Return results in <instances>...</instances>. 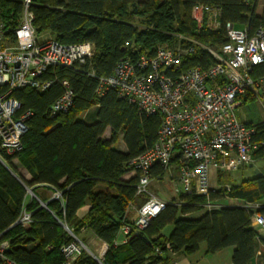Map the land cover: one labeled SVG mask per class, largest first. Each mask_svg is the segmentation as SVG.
<instances>
[{"label": "trees", "instance_id": "1", "mask_svg": "<svg viewBox=\"0 0 264 264\" xmlns=\"http://www.w3.org/2000/svg\"><path fill=\"white\" fill-rule=\"evenodd\" d=\"M196 3L219 8L217 29L196 26L191 17ZM257 3L258 0H31L33 26L38 33L48 31L65 44L90 42L95 51L84 64L47 69L41 78L54 81L43 91L24 87L12 93L21 102L20 110H29L31 115L21 137L22 149L12 155L4 153L10 167L0 164V233L9 240L7 254L11 259L19 264H62L60 247L71 239L60 224L63 222L75 235L88 230L108 244L104 264H167L170 253H192L200 243L206 244L207 253L234 246L232 264H256L258 241L264 245V240L251 225L250 216L254 211L264 215V205L259 209L241 205L260 203L264 176L244 179L239 185L231 183L228 191L212 188L209 200L223 204L217 209H206L207 199L192 192L174 196L142 230L147 241L131 231L125 243L114 245L122 224L131 223L129 203L138 199L136 176L122 177L129 171L127 162L153 144L160 118L138 111L113 88L97 95V81L89 73L108 75L125 56L135 59L140 54H152L157 46H174L177 34L219 47L226 40V23L237 29L245 27L250 34L264 29V1L258 13ZM20 11V0H0V17L9 30ZM125 41L130 42L126 48ZM188 43L181 41L182 45ZM209 58L196 48L184 59L188 64L206 65ZM251 75H264V62L255 65ZM61 80H66L72 89L73 104L67 112L49 117V105L62 92ZM252 99L244 96L242 103ZM90 111L92 122L79 119L80 114ZM250 123L254 124L252 140L264 138V120ZM106 127L111 130L110 136L103 139ZM119 134L126 147L124 152L113 147ZM262 153L264 146L253 157ZM13 158L27 171L29 179L11 173H16ZM153 175L161 179L164 169L154 165ZM24 185L33 190L39 185L51 192L59 190L63 204L52 199L46 209L34 198L25 202ZM84 205L87 210L80 217L77 212ZM23 207L32 212V222L26 227L12 225ZM78 264L97 262L84 254Z\"/></svg>", "mask_w": 264, "mask_h": 264}, {"label": "built area", "instance_id": "2", "mask_svg": "<svg viewBox=\"0 0 264 264\" xmlns=\"http://www.w3.org/2000/svg\"><path fill=\"white\" fill-rule=\"evenodd\" d=\"M20 1L21 11L14 27L9 30L0 17V164L5 167L4 153L12 155L22 149L21 137L28 129L31 115L29 110H20L21 102L12 93L24 87L43 91L54 81L41 78L47 69L76 67L95 51L90 42L65 44L38 33L33 26L31 0ZM219 12L218 7L196 3L191 17L198 28L204 25L217 29ZM205 18L208 21L203 24ZM225 29L226 40L219 47L177 34L176 45L157 46L152 54H140L135 59L125 56L108 75L96 76L90 71L97 81V95L113 88L120 97L135 104L138 111L160 118L153 144L127 162L129 171L136 176L135 196H144V200L137 207L129 203L127 209L136 207L135 215L131 223L122 224L114 245L125 243L129 232L143 230L164 207L166 201L148 191L154 179V165L162 167L164 173L171 166L176 168V196L192 192L207 199L206 209H217L223 204L209 200V192L214 188L211 170L230 172L252 164L253 154L264 146V138L252 140L254 124L239 113L244 96L255 98L264 113V75H251L253 67L264 62V29L250 34L245 27L237 29L231 23H226ZM182 40L189 43L182 45ZM129 45V41L124 42V48ZM196 48L210 57L206 65L185 62L184 58ZM59 83L62 92L49 105V117L67 112L73 104L74 93L68 82ZM24 187L25 196H35L31 188ZM223 188L228 191L230 185ZM52 199L63 204L61 192L56 189L47 201H38L48 209L47 202ZM241 206L263 207L258 203ZM31 214L23 207L12 225L28 226ZM250 223L257 232L263 231L264 215L254 211ZM60 224L71 237L60 247L62 264H78L84 254L93 257L97 264H104L107 243L92 234L88 241H83L63 222ZM165 246L169 249L168 243ZM9 247V240L0 233V264H19L8 256ZM155 252H159L157 248Z\"/></svg>", "mask_w": 264, "mask_h": 264}, {"label": "rangeland", "instance_id": "3", "mask_svg": "<svg viewBox=\"0 0 264 264\" xmlns=\"http://www.w3.org/2000/svg\"><path fill=\"white\" fill-rule=\"evenodd\" d=\"M263 1L264 0H258L257 7H256L257 13L260 12ZM207 21H208L207 18H205V21L203 22V24H206ZM42 35L44 37H48V38L54 37L48 31L43 32ZM245 105H248V106L244 107ZM240 111H241V116L243 118H245V120H246V118H250L251 120H258V119L264 120V113H263L261 107L259 106V104L257 103V101L255 100V98H253L250 102H248V104L242 103V105L240 107ZM90 114H91V111L82 113L79 116L85 120H88L91 116ZM11 164L16 170V173H14V174L17 177L21 176L23 178L24 172L22 171V168H21L22 166L20 165L19 161L16 158H13L11 160ZM252 164H253L252 167H249L247 164L246 166H243L236 171L214 172L213 175L211 176V185L214 188H221L224 185H231V183H233L235 185H239L244 179L252 178L254 176L253 170L255 168L260 170L262 173V176H264V154L262 153L260 155H257L256 157H253ZM8 166L9 165L7 164V167ZM176 179H177L176 173H174L172 171L165 173L161 179L154 177L153 181L151 182L150 186L148 187V191L150 193L158 196L159 198H161L164 201H169L174 196H176L174 193V189H175L174 185H175ZM29 188H31V187H29ZM31 190L33 191V194L35 195L32 198L36 199L37 201L39 200V201L45 202V199L42 200L43 198H41V197L45 198L51 194V190H47V189L40 188V187H36L34 190L31 188ZM143 197L144 196H139V197H137L138 199L133 202L136 207L142 203V201L144 200ZM29 199H30V193H28L27 196H25V202H27ZM262 202H264V197L262 198ZM136 207L131 208V209H127V214L132 213V215H130V216L128 215V218H129L128 220H130V221L132 220L131 218H133V216L135 215ZM169 228H170V226H168L166 228V230H169ZM77 235L83 241H88L90 234L87 233L85 230H81L80 233H78Z\"/></svg>", "mask_w": 264, "mask_h": 264}, {"label": "crops", "instance_id": "4", "mask_svg": "<svg viewBox=\"0 0 264 264\" xmlns=\"http://www.w3.org/2000/svg\"><path fill=\"white\" fill-rule=\"evenodd\" d=\"M245 107V106H244ZM239 113L241 114V111H239ZM79 119L84 120L87 123L92 122V120L94 119L93 117H90L88 120H85L83 118H81L79 116ZM262 119H258V120H251L250 118H246V121L248 122H257L260 121ZM110 128L106 127V129L104 130L103 134H102V138L103 139H108L110 136ZM113 147L119 151H126V147L125 144L122 140V134L118 135L117 141L113 144ZM253 165V164H252ZM249 166V164H248ZM22 171L24 172V179H29V174L27 173V171L23 168ZM170 171L176 173V177H177V171L176 168L174 166H171ZM214 172H217L215 170H211V174H210V182H211V176L213 175ZM165 174V173H164ZM134 176L133 172L128 171L127 173H125L122 177L123 179H127L129 177ZM223 185V184H222ZM40 188H44L49 190L47 187L39 185ZM51 195V194H50ZM45 197V201L48 200L49 196ZM261 205H264V202H262V199L260 200ZM87 210V206L84 205L82 206L77 214L81 217L84 215V213ZM129 216L132 215L128 214ZM134 217V216H133ZM132 219V218H131ZM170 229V228H169ZM87 233L94 235L91 231L85 230ZM258 236L261 240H264V230L263 231H259L258 232ZM233 250H234V246H227L224 247L220 250H217L213 253H207V247L205 243H200L198 246V249L192 253H184V252H178V253H170L169 254V259H168V263L167 264H232V254H233ZM264 245L263 243L259 240L258 241V245H257V253L255 256V263L256 264H264Z\"/></svg>", "mask_w": 264, "mask_h": 264}, {"label": "water", "instance_id": "5", "mask_svg": "<svg viewBox=\"0 0 264 264\" xmlns=\"http://www.w3.org/2000/svg\"><path fill=\"white\" fill-rule=\"evenodd\" d=\"M249 167H252V164H249ZM8 170L11 172V170H10L9 168H8ZM11 173H12L15 177H17L13 172H11ZM253 174H254V177H262V173H261V171L258 170L257 168H255V169L253 170ZM136 233H137V234H140V235L143 237V239L147 241L146 236L142 234V230H138V231H136Z\"/></svg>", "mask_w": 264, "mask_h": 264}]
</instances>
